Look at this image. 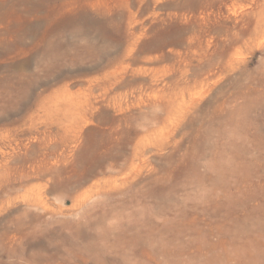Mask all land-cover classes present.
Segmentation results:
<instances>
[{
    "label": "rangeland",
    "instance_id": "rangeland-1",
    "mask_svg": "<svg viewBox=\"0 0 264 264\" xmlns=\"http://www.w3.org/2000/svg\"><path fill=\"white\" fill-rule=\"evenodd\" d=\"M0 264H264V0H0Z\"/></svg>",
    "mask_w": 264,
    "mask_h": 264
}]
</instances>
